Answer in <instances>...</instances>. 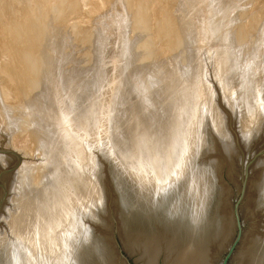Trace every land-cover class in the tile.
I'll return each instance as SVG.
<instances>
[{
    "label": "rangeland",
    "instance_id": "obj_1",
    "mask_svg": "<svg viewBox=\"0 0 264 264\" xmlns=\"http://www.w3.org/2000/svg\"><path fill=\"white\" fill-rule=\"evenodd\" d=\"M262 100L264 0H0V148L15 150L23 165L29 164L25 168L27 177L20 175L21 163L9 178L10 190H17L10 191L14 193L9 194L5 205L8 216L4 212L0 215V232L5 228L12 235L15 228V232L26 236L32 226L29 220L35 211L33 201H42L36 210L46 212L47 205L55 200L58 210L53 211L54 217L49 214L47 225L54 218L56 222L67 220L61 206H65L66 199L69 206L73 199L75 209L83 215L78 231L99 234L110 243L120 225L122 236L126 233V251L136 264H141L136 247L147 236L154 241L165 237L172 243L160 247L159 264L164 254L173 261L194 264L200 257L198 249L205 245L210 250L211 264H220L235 235L231 208L240 192L243 167L264 148ZM149 132L150 137L156 133L151 142ZM139 135L147 137L148 147ZM155 138L160 142L159 150ZM186 148L187 152H181ZM144 150L154 155H145ZM180 152L185 162L193 163L198 180H204L206 171L218 190L216 213L221 217L219 227H223L220 232L207 229L209 234L194 239V233L185 235L181 228L168 229L149 219L125 220L126 212L116 201L117 189L122 192L131 181L135 182L140 159L156 160L150 161L152 168L155 163L153 182L168 174L170 168L180 166L182 178L178 181H183L191 164L180 165L182 159H176L181 157ZM79 156L84 163H80ZM16 162L13 156L0 155V172ZM62 163L67 165L60 168ZM198 163L205 167L200 173ZM76 167L79 173H87L82 174L85 177L73 173ZM94 170L98 177H93ZM250 172L248 199L242 208L246 237L241 248L247 242L264 243V157L253 164ZM17 195L23 196L18 199ZM27 222V228L22 229ZM176 234L183 239H173ZM107 243L103 246L100 242L98 260H91L95 256L91 252L88 256L93 257L84 262L117 264ZM174 249L179 252L177 257Z\"/></svg>",
    "mask_w": 264,
    "mask_h": 264
},
{
    "label": "bare ground",
    "instance_id": "obj_2",
    "mask_svg": "<svg viewBox=\"0 0 264 264\" xmlns=\"http://www.w3.org/2000/svg\"><path fill=\"white\" fill-rule=\"evenodd\" d=\"M192 14V13H191ZM218 57V56H217ZM218 60V59H217ZM225 60V59H224ZM129 62V61H128ZM220 62V61H219ZM224 62V61H223ZM225 63V62H224ZM223 63V64H224ZM225 65V64H224ZM257 65V64H256ZM257 71V70H256ZM254 72V71H253ZM140 84V83H139ZM136 86V85H135ZM58 88V87H57ZM148 89V88H147ZM250 89V88H249ZM170 90V89H169ZM176 90V89H175ZM253 90V89H252ZM132 91V90H131ZM231 91V90H230ZM254 91V90H253ZM252 91V92H253ZM145 92V91H144ZM199 92V91H198ZM197 92V93H198ZM201 92V91H200ZM249 92V91H248ZM260 92V91H259ZM141 93V92H140ZM145 93H147V92H145ZM202 93V92H201ZM200 94V93H199ZM198 94V95H199ZM244 94V93H243ZM142 95V94H141ZM146 96V95H145ZM197 97V96H196ZM146 97H144V99H145ZM200 99V98H199ZM233 99V98H232ZM232 99H230V100H232ZM258 99V98H257ZM262 99V98H261ZM24 100V99H23ZM229 100V101H230ZM239 100V99H238ZM235 101V100H234ZM262 101H264V100H262ZM157 102H159V101H157ZM194 102V101H193ZM233 102V101H232ZM248 102V101H247ZM260 102H261V100H260ZM100 103V102H99ZM174 103V102H173ZM230 103V102H229ZM246 103V102H245ZM263 103V102H262ZM234 104V103H233ZM232 104V105H233ZM242 104V103H241ZM250 104V103H249ZM148 105V104H147ZM261 105V104H260ZM31 106V105H30ZM172 106V105H171ZM244 106V105H243ZM242 106V107H243ZM259 106V105H258ZM27 107V106H26ZM170 107V106H169ZM175 107V106H174ZM206 107V106H205ZM241 107V108H242ZM262 107V106H261ZM152 108V107H151ZM264 108V107H263ZM235 109V108H234ZM258 109V108H257ZM260 109V108H259ZM146 110V109H145ZM154 110V109H153ZM170 110V109H169ZM175 110V109H174ZM39 111V110H38ZM261 111V110H260ZM149 112V111H148ZM163 113V112H162ZM166 114V113H165ZM167 114H168V112H167ZM246 114V113H245ZM105 115V114H104ZM204 115V114H203ZM260 115H261V113H260ZM45 116V115H44ZM43 116V117H44ZM201 117H202V115H200ZM65 117V116H64ZM71 117V116H70ZM140 117V116H139ZM194 117H196V116H194ZM38 118V117H37ZM123 118V117H122ZM156 118V117H155ZM245 119H246V117H244ZM39 119V118H38ZM65 119H66V117H65ZM141 119V118H140ZM200 119H202V118H200ZM151 120V119H150ZM198 120V119H197ZM65 121V120H64ZM67 121V120H66ZM23 122V121H22ZM201 123H202V121H200ZM17 123V122H16ZM141 123V122H140ZM218 123V122H217ZM100 124V123H99ZM142 124V123H141ZM140 124V125H141ZM148 124V123H147ZM155 124H156V122H155ZM195 124H196V122H195ZM259 124V123H258ZM153 125V124H152ZM197 129L196 130H198V127H199V125L200 124H198L197 123ZM254 125V124H253ZM142 126V125H141ZM148 126V125H147ZM154 126V125H153ZM178 126V125H177ZM196 126V125H195ZM216 126V125H215ZM251 127V126H250ZM250 127H248L247 126V128H250ZM92 128V127H91ZM150 128V127H149ZM247 128H246V131H247ZM143 129V128H142ZM217 129V128H216ZM65 130V129H64ZM101 130V129H100ZM139 130H141V127H140V129ZM155 130V129H154ZM161 130V129H160ZM142 131V130H141ZM143 131H144V129H143ZM147 130L145 129V131L144 132H146ZM149 131V130H148ZM153 131V130H152ZM161 131H163V128H162V130ZM219 131V130H218ZM245 131V130H244ZM80 132V131H79ZM103 132V131H102ZM154 132H156V131H154ZM203 132V131H202ZM148 133V132H147ZM153 133V132H152ZM151 133V134H152ZM197 133V132H196ZM199 133V132H198ZM198 133L196 134V135H198ZM245 133V132H244ZM60 134V133H59ZM78 134V133H77ZM143 134V133H142ZM156 134V133H155ZM155 134H154V136H155ZM165 134V133H164ZM191 134V133H190ZM94 135V134H93ZM136 135V134H135ZM145 135H146V133H145ZM153 135V134H152ZM159 135H161V134H159ZM159 135H157L158 137H159ZM193 135V134H192ZM195 135V134H194ZM195 135V136H196ZM69 136H70V134H69ZM83 136V135H82ZM86 136V135H85ZM141 136H143V135H141ZM140 135H139V138L138 139H140L141 140V137ZM154 136H152V137H154ZM199 136V135H198ZM197 136V137H198ZM62 137V136H61ZM70 137H72V136H70ZM144 137V136H143ZM143 137H142V139H143ZM149 137H150V132H149ZM152 137H150V142L152 141L151 140V138ZM189 137V136H188ZM147 137H144V141L143 140H141V143H145L146 141H145V139H146ZM161 138V137H160ZM162 138H163V136H162ZM66 139V138H65ZM164 139V138H163ZM200 138H198V140H199ZM73 140V139H72ZM140 140H138V141H140ZM158 140V139H157ZM194 140V139H193ZM196 140V139H195ZM194 140V141H195ZM64 141V140H63ZM138 141H137V144H138ZM143 141V142H142ZM147 141H148V139H147ZM156 141V138L154 139V141L153 142H155ZM188 141V140H187ZM186 141V142H187ZM202 141H204V140H202ZM68 142V141H67ZM160 143V142H159ZM159 143H157V142H155V144H156V147H157V144H159ZM163 143V142H162ZM161 143V144H162ZM192 143V142H191ZM190 143V144H191ZM75 144V143H74ZM152 144L153 143H151V146H152ZM186 144H188V142L186 143ZM200 144V143H199ZM79 146L81 145L80 144V142H79V144H78ZM138 145H140V144H138ZM145 145H147V142L145 143ZM145 145H143V146H145ZM149 145V144H148ZM148 145H147V147H148ZM154 145V144H153ZM196 145H197V143H196ZM62 146V145H61ZM64 146H66V145H64ZM151 146L148 148V149H150L151 148ZM155 146V145H154ZM153 146V147H154ZM159 146H160V144L158 145V149L157 150H159ZM183 146V145H182ZM186 146V145H185ZM78 147V146H77ZM146 147V146H145ZM145 147H144V149H145ZM152 147V148H153ZM196 147V146H195ZM75 148V147H74ZM79 148H81V147H79ZM93 148V147H92ZM127 148V147H126ZM179 148H180V146H179ZM181 148H184V147H181ZM188 148V147H187ZM186 148V150L184 149V151L182 150L181 152H187V149ZM194 148V147H193ZM199 148V147H198ZM75 149H77L78 150V148H75ZM82 149V148H81ZM87 149V148H86ZM154 149V148H153ZM178 149V148H177ZM190 149V148H189ZM63 150V149H62ZM71 150V149H70ZM73 150V149H72ZM89 149H87V151H88ZM142 150V149H141ZM140 150V151H141ZM155 150H156V148H155ZM194 150V149H193ZM76 151V150H75ZM82 151V150H81ZM81 151H79V152H81ZM84 151V150H83ZM139 151V152H140ZM145 151V155H146V152L148 151V150H144ZM180 151V150H179ZM69 152H71V151H69ZM77 152V151H76ZM143 152V151H142ZM154 152H156V151H154ZM153 152V153H154ZM178 152V151H177ZM180 152V153H181ZM83 153V152H82ZM81 153V154H82ZM90 153V152H89ZM144 153V152H143ZM147 153H151L152 154V152L150 151V152H147ZM190 153V152H189ZM194 153L195 152H193V155H194ZM71 154L73 155V153L71 152ZM75 154V153H74ZM77 154V153H76ZM179 154V153H178ZM198 154V153H197ZM71 155V156H72ZM82 155H84V154H82ZM81 155V156H82ZM140 155H142V153H140ZM154 154H152V156H153ZM155 155H156V153H155ZM70 156V155H69ZM75 156V155H74ZM78 156V155H77ZM77 156H76V158H77ZM87 155H85V156H83V157H86ZM124 156V155H123ZM148 156V155H147ZM177 156V155H176ZM182 156L184 157V153H181V157H179V158H176V159H182V160H180L181 162H179V160L178 161H176V162H179L180 163V165H184V164H187V165H189V164H191V167H189V168H187L186 170H185V173L184 174H186V176H184V178L182 179L183 181H178L180 178H182L181 176L182 175H180V174H182V173H179L178 172V170H180V167H179V163L176 165V166H178L179 167V169H176V167H175V165H174V167L175 168H173V166H172V168L173 169H171L170 168V166H168L170 169V172L167 174L166 172H165V174H166V178H164V176H165V174H164V176L162 175V178H161V176H160V173H158V171H157V175H159L160 176V178L159 179H156L157 180V182H156V180L153 182V172H155L156 170H155V168H154V164L156 163V160L154 161V159L152 160V158H151V160L153 161V162H155L154 164H153V168H154V170L155 171H153L152 169V167H150L151 165H152V163H150V161H148L147 159H140L139 157V159L141 160L138 164H139V167L136 169V171H135V182H132L131 181V187L134 189V192L136 193L135 194V204H134V206H133V208H134V211L132 212V213H134V217L133 216H131L130 218L132 219V220H134V221H147L146 219H149L148 221H151L150 223H160L161 225H163V224H165V227H167L168 229H173L174 228V230L175 229H179V228H181L182 229V231L181 232H183L185 235H187V233L189 234V233H194L196 236H192L194 239L195 238H197V237H199V236H203V235H206V234H209V233H206V231H207V229H214V231H219L220 232V230H221V228H223L222 227V225H221V227H219V225H220V220H221V217L219 216V214H217L216 213V209H217V196L219 195V192H218V190L215 188V186H214V184H213V182H212V180H210L208 177H207V175H206V171H204V180L203 181H199L198 180V178H197V176H196V172H197V170L193 167L194 165H192L193 163L192 162H190V163H188L189 161H187V162H185V160H183V158H182ZM192 156V155H191ZM68 157V156H67ZM82 157V158H83ZM89 157H91V156H89ZM93 157V156H92ZM91 157V158H92ZM125 157V156H124ZM127 157V156H126ZM141 157V156H140ZM186 157H187V153H186ZM185 157V158H186ZM66 158V157H65ZM74 158V157H73ZM79 158H81L80 156H79ZM81 158V159H82ZM94 158V157H93ZM146 158V157H145ZM154 158V157H153ZM170 158V157H169ZM189 158H190V155H189ZM25 159V158H24ZM68 159V158H67ZM80 159V163H81V161L83 162V159L81 160ZM155 159H156V157H155ZM168 159V158H167ZM187 159V158H186ZM75 160V159H74ZM171 160H172V158H171ZM170 160V161H171ZM174 160V159H173ZM25 161V160H24ZM67 161H69V160H67ZM79 161V160H78ZM91 161V160H90ZM89 161V162H90ZM126 161H128L127 159H126ZM169 160H167V162H168ZM23 161H21L20 162V164H19V167H20V165H21V163H22ZM70 162V161H69ZM85 162V161H84ZM83 162V163H84ZM174 162V161H173ZM170 163H172V161L170 162ZM26 164V165H25ZM24 165H23V163H22V167H21V174L20 175H27L26 174V172L25 171H28V169H26L25 170V168H27L28 166H29V164H27V162L25 163ZM65 164V163H64ZM63 163L62 164H59V165H61L60 166V168L64 165ZM72 164H74V162L72 163ZM125 164V163H124ZM168 164V163H167ZM199 164V163H198ZM28 165V166H27ZM65 165H67V164H65ZM71 165V164H70ZM121 165H122V163H121ZM158 165V164H157ZM156 165V166H157ZM161 165V164H160ZM169 165V164H168ZM171 165V164H170ZM27 166V167H26ZM68 166H69V164H68ZM67 166V167H68ZM72 166V165H71ZM75 166H76V164H75ZM75 166H74V168H75ZM81 166H83L82 164H81ZM80 166V167H81ZM96 166V165H95ZM125 166V165H124ZM162 166V165H161ZM163 166H164V164H163ZM167 165H166V163H165V166L164 167H166ZM198 167H197V169H198V172L200 173V172H202L203 170H205V169H203V168H205L202 164H199V165H197ZM18 167V168H19ZM66 166H65V168H67ZM83 167H85V166H83ZM83 167H81V170H82V168ZM130 167V166H129ZM163 167V168H164ZM168 167L167 168H165V169H168ZM187 167V166H186ZM18 168H17V170H18ZM59 167H58V169H60ZM62 168H64V167H62ZM69 168V167H68ZM77 168V167H76ZM182 168V167H181ZM38 169V168H37ZM70 169H72V167H70ZM88 169V168H87ZM86 169V170H87ZM122 169V168H121ZM120 169V170H121ZM124 169V168H123ZM122 169V170H123ZM126 169V168H125ZM156 169H158V167L156 168ZM159 169H160V167H159ZM158 169V170H159ZM162 169V168H161ZM159 170V171H162V170ZM174 169H176L175 171H174ZM183 169V168H182ZM16 170V171H17ZM84 170V169H83ZM85 170V171H86ZM120 170H119V174H121L122 172H120ZM130 170V169H129ZM133 170V169H132ZM171 170H173V172H171ZM16 171H15V173H16ZM79 170H78V168H77V170L75 171L74 169H73V173L74 172H78ZM89 171V170H88ZM164 171V170H163ZM167 171V170H166ZM181 171V170H180ZM209 171H210V169H209ZM22 172H23V174H22ZM59 172V171H58ZM61 172L63 173L64 172V170L62 171V169H61ZM60 172V173H61ZM70 172H72V171H70ZM81 172V171H80ZM87 172V171H86ZM94 172H95V170H94ZM133 172V171H132ZM182 172V171H181ZM213 172V171H212ZM18 173H20V172H18ZM28 173V172H27ZM30 173V172H29ZM28 173V174H29ZM66 173V172H65ZM69 173V172H68ZM79 173V172H78ZM84 172H81V173H79L80 175H81V177L83 176V177H85L84 175H82ZM89 173V172H88ZM90 173H92V172H90ZM124 173V172H123ZM156 173V172H155ZM154 173V174H155ZM179 173V174H178ZM38 174V173H37ZM55 175H57V172L56 173H54ZM67 174V173H66ZM85 175L87 174V173H84ZM95 175H93V177L94 176H97V173L95 172L94 173ZM174 174V175H173ZM212 174V173H211ZM63 175H64V173H63ZM71 175H72V173H71ZM74 175V174H73ZM78 175V174H77ZM79 175V176H80ZM156 175V176H157ZM174 176V177H171V176ZM192 175H194V177H192ZM209 175V174H208ZM213 175V174H212ZM25 176H22L23 178L25 177ZM28 176H30V175H28ZM65 176H68V174L67 175H65ZM155 175H154V177H156ZM11 177V174L10 175H8V176H6V178L4 179L5 180V183L7 184V186H8V188H9V191H13V190H15L16 188H14V189H12L11 188V190H10V184H9V178ZM16 177V176H15ZM27 177V176H26ZM47 177V176H46ZM54 177H59V176H54ZM98 177V176H97ZM120 177H121V175H120ZM119 177V178H120ZM123 177H125V176H123ZM19 178H21V177H19ZM23 178H21L20 180H22ZM35 178V177H34ZM59 178H61V176L59 177ZM69 178V177H68ZM67 178V179H68ZM72 178H74L75 179V177H72ZM88 178V177H87ZM208 178V179H207ZM211 178V177H210ZM39 179V178H38ZM57 179V178H56ZM77 179V178H76ZM89 179H90V177H89ZM89 179H87L88 181H89ZM121 179V178H120ZM155 179V178H154ZM215 179V178H214ZM214 179H213V181H214ZM14 180V179H13ZM24 180V179H23ZM22 180V181H23ZM27 180V179H26ZM43 180V179H42ZM64 180V179H63ZM69 180V179H68ZM73 180V179H72ZM80 180V179H79ZM82 180V179H81ZM80 180V181H81ZM94 180H98V179H95L94 178ZM159 180V181H158ZM17 181H18V178H17ZM45 181V180H44ZM58 181V180H57ZM125 181V180H124ZM123 181V182H124ZM130 180H128V182H129ZM16 182V181H15ZM33 182V181H32ZM60 182V181H59ZM63 182V181H62ZM77 182V181H76ZM91 182H93V181H90L89 183L91 184ZM127 182V181H126ZM127 182V183H128ZM11 183V182H10ZM18 183V185H19V181L17 182ZM65 183V182H64ZM71 183V182H70ZM94 183V182H93ZM134 183H136L137 184V186L134 184ZM215 183V182H214ZM10 186H9V185ZM42 184V183H41ZM66 184V183H65ZM64 184V185H65ZM83 184H84V187L86 186L85 185V183L83 182ZM96 184H97V182H96ZM122 183H120V185H121ZM126 184V183H125ZM12 185H13V183H12ZM16 185V184H15ZM15 185H14V187H15ZM17 185V186H18ZM37 185V184H36ZM60 185V184H59ZM63 185V184H62ZM63 185V186H64ZM71 185H73V183L71 184ZM76 185H77V183H76ZM78 185H80L81 186V184H78ZM128 185V184H127ZM130 185V184H129ZM216 185V184H215ZM21 185H19V187H20ZM24 186V185H23ZM123 186V185H122ZM124 186H126V185H124ZM12 187V186H11ZM18 187V188H19ZM68 187H70V185L68 186ZM84 187H81L82 189L84 188ZM96 187V186H95ZM99 188H100V191H98L99 189H97V191L99 192V195H100V192H101V187L100 186H98ZM20 188H22V186L20 187ZM24 188V187H23ZM22 188V189H23ZM80 187H79V189H81ZM138 188V189H137ZM199 188V189H198ZM39 189V188H38ZM64 189V188H63ZM75 189H77V187L75 188ZM79 189L77 190V191H79ZM85 190H86V188H84ZM139 189L141 190V193H140V191H139ZM17 190V189H16ZM21 190V189H20ZM18 191L19 192V194H21L20 192L21 191ZM46 190V189H45ZM44 190V191H45ZM53 190V189H52ZM70 190H73V188H71ZM144 190H146L147 192H145V193H147V197H146V195H145V193H144ZM48 191V190H47ZM50 191V190H49ZM48 191V192H49ZM76 191V192H77ZM94 191V190H93ZM24 192V191H23ZM52 192V191H51ZM67 192V191H66ZM65 192V193H66ZM75 191H73V193H74ZM98 192L96 193V194H98ZM12 193H14V192H11V194ZM17 193V192H16ZM15 193V194H16ZM26 193V192H25ZM32 193V192H31ZM44 194H45V196H47V194L45 193V192H43ZM72 193V194H73ZM144 193V194H143ZM10 194V193H9ZM10 194V195H11ZM33 194V193H32ZM54 194V193H53ZM64 193H62V195H63ZM68 194V193H67ZM66 194V195H67ZM143 195V196H140V195ZM1 195V194H0ZM14 195V194H13ZM48 195H50V193H48ZM62 195H61V197H62ZM66 195H64L65 196V198L67 197H69V196H66ZM69 195V194H68ZM74 195V194H73ZM78 195V194H77ZM76 195V196H77ZM98 195V196H99ZM155 195V196H154ZM23 196V195H22ZM22 196H20L19 195V197H22ZM28 196V195H27ZM54 196H56L57 197V199L59 198L58 197V195H53L52 196V198H54ZM70 196H71V194H70ZM75 196V195H74ZM75 196V197H76ZM12 197V196H11ZM18 199H19V197H18V195L16 196ZM36 197V196H35ZM56 197H55V199H56ZM60 197V198H61ZM78 197H80V196H78ZM82 197V196H81ZM80 197V198H81ZM86 197V196H85ZM88 197V196H87ZM86 197V198H87ZM102 197V196H101ZM100 196H99V198H101ZM218 197H220V195L218 196ZM32 198H34V197H32ZM39 198V197H38ZM46 198V197H45ZM64 198V197H63ZM83 198V197H82ZM81 198V199H82ZM85 198V199H86ZM190 198H192V200H190ZM10 199H13V197L12 198H10ZM35 200H36V198H34ZM43 199V198H42ZM47 199H49V198H47ZM102 199V198H101ZM51 200H53V199H51ZM64 200V199H63ZM66 200H68V199H66ZM66 200H64L65 202L63 203V204H65V206H61V208L62 207H64V209L66 210V212H65V214L67 215V220H65V219H59V216H58V219H59V222H56V221H54V219H51L52 221H51V225L49 226V225H47V223H49L50 221H48V218H49V216H51V215H49V214H52V216L54 215L53 213L55 212V211H57L58 210V206H56V205H54V204H56L55 203V200H54V203L53 202H51V203H53V204H49V205H47V207L48 208H46V212H42L41 210H36L37 209V207L39 206L40 207V205L43 203L42 201H39V203H38V201H33V202H35V203H33V205H31L32 206V209L34 208L35 209V211L33 210V214L30 216V218H31V220H29L30 221V225L29 226H31L30 228H28L27 230H26V236H22L21 234H18V232H15V228H13V231H12V235H11V232H7V230H5V228H4V231H2L1 230V232H0V264H90V263H86V262H83V261H85V258H84V256H85V254H87V256L89 255V254H91V252L93 253V251H92V249H90V248H85V247H83V245H82V241H85L86 240V242L87 243H89V245L91 246V244L93 243V246L96 244V245H98L97 247H99V249H97V252H98V254L99 255H101V251H102V249L100 248V241H97V237L95 236V235H93L91 232L89 233V234H86V232L84 231V232H82L81 233V231H78L79 230V228H80V226L82 225V213L80 214L79 213V210L77 211L76 209H75V207H77V205L76 206H74L73 204V199H71V200H69V202H70V205L68 206L67 204H66ZM75 200V199H74ZM8 201V200H7ZM12 201V200H11ZM10 201V202H11ZM43 201H45L44 199H43ZM48 201V200H47ZM60 201V200H59ZM61 201H62V199H61ZM101 201V200H100ZM9 202V203H10ZM15 202V201H14ZM20 202V201H19ZM25 202V201H24ZM40 202H42V203H40ZM63 202V201H62ZM69 202H68V204H69ZM80 202H81V200H80ZM11 203H13V202H11ZM16 204V203H15ZM20 204V203H19ZM28 204H31L30 202L28 203ZM40 204V205H39ZM77 204V203H76ZM5 205H7V202L5 203ZM5 205H4V208L6 209V207H5ZM10 205V204H9ZM17 205H18V202H17ZM25 205V204H24ZM57 205H58V201H57ZM80 205H83V204H80ZM21 206H23V205H21ZM30 206V207H31ZM10 206H7V208H9ZM12 207V206H11ZM18 207V206H17ZM18 208H20V205H19V207ZM28 208H29V206H28ZM10 209H12V208H10ZM9 209V210H10ZM14 209V208H13ZM17 209V208H16ZM23 208H21L20 210H22ZM32 209H29L30 211L32 210ZM39 209V208H38ZM41 209V208H40ZM43 209H44V207H43ZM56 209V210H55ZM8 210V211H9ZM26 210V209H25ZM60 210V209H59ZM62 210V209H61ZM8 211H7V213H8ZM16 210L14 209V212H15ZM27 211V210H26ZM45 211V210H44ZM52 211V213H50ZM54 211V212H53ZM2 212H6L4 209L2 210ZM62 212H63V210H62ZM218 212V211H217ZM9 213H11V212H9ZM55 213H57V212H55ZM59 213V212H58ZM79 213V214H78ZM129 213V212H128ZM130 213H131V210H130ZM131 213V214H132ZM2 214V213H1ZM0 214V215H1ZM64 214V215H65ZM130 214V215H131ZM20 215H22V214H20ZM29 215V214H28ZM59 215H61V214H59ZM65 215V216H66ZM4 215H2V217H3ZM5 216H8V214L6 215V213H5ZM63 216V215H62ZM65 216H64V218H65ZM129 216V215H128ZM17 217V216H16ZM54 217V216H53ZM22 218V217H21ZM50 218H52V217H50ZM16 219V218H15ZM18 219V218H17ZM144 221V222H145ZM233 221V220H232ZM20 222V221H19ZM222 222V221H221ZM4 223V222H3ZM12 223V222H11ZM23 223V222H22ZM22 223H20V224H22ZM139 223V222H138ZM1 224H2V222H1ZM0 224V225H1ZM9 224V226H11L10 225V223H8ZM13 224H16V223H13ZM12 224V225H13ZM25 224V223H24ZM24 224H23V226H22V229L24 228V230H25V227H26V225H28V222L25 224V226H24ZM159 224V225H160ZM166 224H167V226H166ZM4 225H5V223H4ZM17 225V224H16ZM6 226V225H5ZM19 226H21V225H19ZM151 226V225H150ZM13 227H15V226H13ZM163 226H161V228H162ZM226 227V226H225ZM1 228H2V226H1ZM0 228V229H1ZM27 228V227H26ZM123 228V227H122ZM164 228V227H163ZM219 228V229H218ZM227 228V227H226ZM3 229V228H2ZM11 229L12 228H10V231H11ZM17 229H18V226H17ZM17 229H16V231H17ZM8 230H9V228H8ZM124 230H126L127 231V228L125 227V229ZM148 230V229H147ZM224 230H226V229H224ZM228 230V229H227ZM230 230V229H229ZM149 231H151V230H149ZM152 231H153V229H152ZM151 231V233L153 234V232ZM21 233H22V231H20ZM24 232V231H23ZM125 232V231H124ZM168 232H169V230H168ZM181 232H179V233H181ZM8 233H10V235L8 234ZM25 233V232H24ZM150 233V234H151ZM177 233V232H176ZM227 233H228V231H227ZM126 234V233H125ZM124 234V237L122 236V239H123V241H124V243L126 244V235ZM169 234V233H168ZM215 234H218V233H215ZM14 235V236H13ZM177 235V234H176ZM176 235H173V239H179V241L181 240V239H183L181 236H176ZM150 236H153V235H150ZM180 237V238H179ZM245 232H244V238H243V241H244V239H245ZM145 239V237L141 240V241H143ZM140 241V243H139V245L136 247V252H137V254L140 256V258H139V261L141 262V264H159V257H160V255L162 254L161 253V251H160V247L161 246H167V247H170V246H172V243L168 240V239H166L165 237H160V238H158V239H156L155 241L154 240H150L149 239V237L147 236L146 237V239L144 240V242H141ZM242 241V243H244ZM258 243H252V242H247L246 243V245H244V248H241L242 246L241 245H243V244H241L240 246L241 247H239V248H241V249H239L238 248V252L236 251V253H235V255H234V258H233V261H235V264H264V243H261L260 242V240H258L257 241ZM91 243V244H90ZM103 244V243H102ZM146 244H147V246H146ZM102 246V245H101ZM103 246H105V245H103ZM108 246V245H107ZM207 245H205V246H203V247H201L200 249H198V254L200 255V257L198 258V261H196L194 264H211V261H210V258H209V255H210V250H209V248H207L206 247ZM110 248V247H109ZM96 252V253H97ZM178 253L179 252H177L176 251V249H174V252H173V255H175L176 257H177V255H178ZM114 254V253H113ZM98 255V256H99ZM171 255H172V253H171ZM100 257V256H99ZM164 259H162V261L164 262V264H193V263H187V260H184V261H173V260H171L170 258H168V255L166 256V254H164V257H163ZM92 260V259H91ZM83 262V263H82ZM100 262V261H99ZM102 264V263H101Z\"/></svg>",
    "mask_w": 264,
    "mask_h": 264
},
{
    "label": "water",
    "instance_id": "obj_3",
    "mask_svg": "<svg viewBox=\"0 0 264 264\" xmlns=\"http://www.w3.org/2000/svg\"><path fill=\"white\" fill-rule=\"evenodd\" d=\"M0 155L13 156L17 158V162L12 167L4 169L0 172V189H1L0 214H1L2 210L4 209V205L8 200L9 193H10L9 188L7 184L5 183L4 179L6 178V176L14 173L17 170L20 162L22 161V157L15 150L3 149V148H0ZM261 157H264V148L259 150L254 155V157L250 161H248L243 167L241 179H240V192L238 196L235 198L234 204L231 208L233 228L235 230V235L233 239L231 240V242L229 243L227 250L221 256L220 264H232L234 255L236 251L238 250V248L240 247V245L242 244V241L244 238V231H245V225H244V222L242 221V208L248 199V190H249V183H250V177H251L250 170L253 164ZM129 186H128L129 188L124 187V190L122 192H120L117 189L116 201H117V204L120 205L121 208L124 210V212H126L125 220L126 219L128 220L131 216L134 217V213L132 212L134 211L133 206L135 204V194L136 193L134 192V189L131 187V184ZM130 210L132 214L130 213ZM122 233H123V229L120 228V225L116 226L109 240L110 243H107L106 239L102 236L100 237L99 234H93V235L97 237V241H100L101 243H104V244L107 243L108 245H111L109 247H111L115 255L114 257L116 259L117 264H136L134 261L131 260L130 256L128 255L126 251V246L122 239ZM82 242H83L82 243L83 247L87 249L88 248L92 249V251L95 254L94 257L92 255L87 257V254H85L84 256L85 260L87 261L88 259H91L90 257H93L92 261L95 259L98 260L99 259L98 252H97V249H99V247H97L98 245L95 244L93 246V243L92 244L90 243L91 244L90 246L89 243L86 242V240ZM161 262L162 263L160 264H164L163 261Z\"/></svg>",
    "mask_w": 264,
    "mask_h": 264
}]
</instances>
